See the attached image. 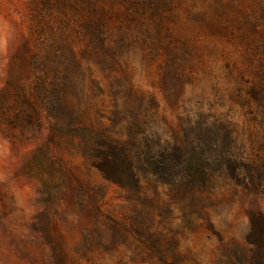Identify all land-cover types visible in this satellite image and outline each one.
<instances>
[{"label": "rangeland", "instance_id": "374dc122", "mask_svg": "<svg viewBox=\"0 0 264 264\" xmlns=\"http://www.w3.org/2000/svg\"><path fill=\"white\" fill-rule=\"evenodd\" d=\"M0 264H264V0H0Z\"/></svg>", "mask_w": 264, "mask_h": 264}, {"label": "trees", "instance_id": "16d2710c", "mask_svg": "<svg viewBox=\"0 0 264 264\" xmlns=\"http://www.w3.org/2000/svg\"><path fill=\"white\" fill-rule=\"evenodd\" d=\"M129 158H130V156H129ZM103 165H105L107 168H109V170L108 169H103L102 168V165H101V170H103V173L105 174V178L107 179V180H109V181H111V182H113V183H115V184H121L122 185V183H123V181L121 182L120 181V179L119 178H121L120 177V173L119 174H115V175H111L110 174V167H112V165H114L113 164V162H111V161H109L108 159L107 160H105V163H103ZM109 172V173H108ZM114 173H117V171L116 172H114ZM115 176V177H114Z\"/></svg>", "mask_w": 264, "mask_h": 264}]
</instances>
